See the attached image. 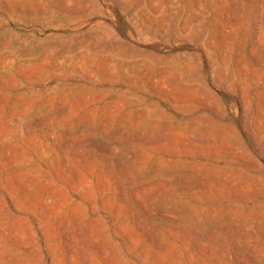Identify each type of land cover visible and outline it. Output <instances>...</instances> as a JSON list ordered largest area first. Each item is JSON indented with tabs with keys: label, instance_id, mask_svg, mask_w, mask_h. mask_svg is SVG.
I'll return each instance as SVG.
<instances>
[{
	"label": "rangeland",
	"instance_id": "rangeland-1",
	"mask_svg": "<svg viewBox=\"0 0 264 264\" xmlns=\"http://www.w3.org/2000/svg\"><path fill=\"white\" fill-rule=\"evenodd\" d=\"M0 264H264V0H0Z\"/></svg>",
	"mask_w": 264,
	"mask_h": 264
}]
</instances>
